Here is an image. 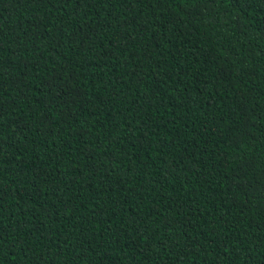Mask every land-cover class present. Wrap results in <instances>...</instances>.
<instances>
[{
	"label": "trees",
	"instance_id": "16d2710c",
	"mask_svg": "<svg viewBox=\"0 0 264 264\" xmlns=\"http://www.w3.org/2000/svg\"><path fill=\"white\" fill-rule=\"evenodd\" d=\"M0 238L264 264V0H0Z\"/></svg>",
	"mask_w": 264,
	"mask_h": 264
},
{
	"label": "snow or ice",
	"instance_id": "6c2138e0",
	"mask_svg": "<svg viewBox=\"0 0 264 264\" xmlns=\"http://www.w3.org/2000/svg\"><path fill=\"white\" fill-rule=\"evenodd\" d=\"M189 14H191V13H189ZM0 239H2V238H0Z\"/></svg>",
	"mask_w": 264,
	"mask_h": 264
}]
</instances>
